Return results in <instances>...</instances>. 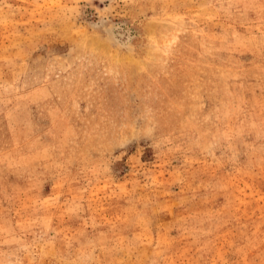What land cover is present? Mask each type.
<instances>
[{"label": "rangeland", "instance_id": "obj_1", "mask_svg": "<svg viewBox=\"0 0 264 264\" xmlns=\"http://www.w3.org/2000/svg\"><path fill=\"white\" fill-rule=\"evenodd\" d=\"M0 264H264V0H0Z\"/></svg>", "mask_w": 264, "mask_h": 264}, {"label": "bare ground", "instance_id": "obj_2", "mask_svg": "<svg viewBox=\"0 0 264 264\" xmlns=\"http://www.w3.org/2000/svg\"><path fill=\"white\" fill-rule=\"evenodd\" d=\"M110 37V36H109ZM111 37H112V39H114V36H113V33H111ZM115 40V42H117L118 40H116V39H114ZM117 45V44H116Z\"/></svg>", "mask_w": 264, "mask_h": 264}]
</instances>
